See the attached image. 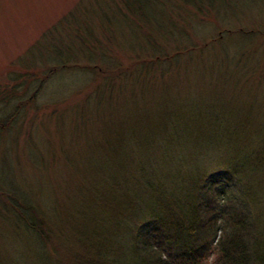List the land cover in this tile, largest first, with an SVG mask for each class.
<instances>
[{
  "label": "rangeland",
  "instance_id": "obj_1",
  "mask_svg": "<svg viewBox=\"0 0 264 264\" xmlns=\"http://www.w3.org/2000/svg\"><path fill=\"white\" fill-rule=\"evenodd\" d=\"M191 1L157 0L155 22L126 24L119 0H0V100L21 97L0 119L22 107L0 137V264L121 258L101 232L134 193L117 188L120 154L154 168L166 195L243 164L264 239V0ZM14 186L37 208L43 251L14 216Z\"/></svg>",
  "mask_w": 264,
  "mask_h": 264
},
{
  "label": "trees",
  "instance_id": "obj_2",
  "mask_svg": "<svg viewBox=\"0 0 264 264\" xmlns=\"http://www.w3.org/2000/svg\"><path fill=\"white\" fill-rule=\"evenodd\" d=\"M155 1L157 0H119L122 21L128 24L129 19L134 17L142 23L155 22L151 13V6L159 4ZM184 1L192 4L191 0ZM197 1L201 6L205 4L204 0ZM212 8L214 4L208 10ZM125 71L127 70L124 73ZM35 78L36 76H32L30 81L27 80V90L33 89ZM14 89L11 94L8 92L7 97L3 92L0 106L10 104V97H13V101L21 99ZM32 98L33 96L30 99ZM21 108L15 109L9 120L7 119L11 114L5 118L6 115L3 114L0 119V137L3 132L8 131L14 118L20 115ZM137 155L135 153L136 158L132 159L128 154L119 155V163L127 164L122 165L126 167L122 176L124 181L117 188L125 193L127 189L133 188L134 193L130 201L119 202L124 218L119 214L117 219L107 215L104 220L106 227L101 230L105 235L103 240L114 236L112 239L117 240L124 253L117 259L112 256L113 253L109 254L102 261L95 260V264H179L207 252L216 254L218 264H264V239L257 222L256 197L247 178L241 175L245 169L243 164L227 162V165L221 167V171L210 174L202 184L184 186L181 189L182 195L178 192L166 195L164 183L159 181L155 169L150 168L145 172L142 164L146 165L137 160ZM5 161L0 165V171L7 165ZM177 174L181 178L191 176L193 180L196 172L192 170L190 173ZM129 177L130 182L127 180ZM177 179L181 182L180 178ZM14 188L23 200L20 202L17 197L14 199L6 195L14 216L21 218L20 221L27 230L35 233L43 251L44 246H48V234L46 229L41 228L40 218L36 217L37 208L28 200L24 191L15 186ZM104 247L100 243L94 250L102 251Z\"/></svg>",
  "mask_w": 264,
  "mask_h": 264
}]
</instances>
